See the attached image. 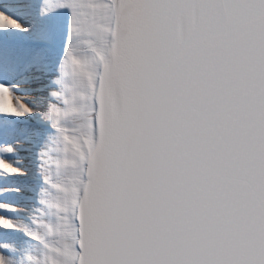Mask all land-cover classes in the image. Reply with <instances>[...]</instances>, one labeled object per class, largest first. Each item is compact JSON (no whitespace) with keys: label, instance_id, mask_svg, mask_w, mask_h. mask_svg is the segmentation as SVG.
Segmentation results:
<instances>
[{"label":"snow or ice","instance_id":"1","mask_svg":"<svg viewBox=\"0 0 264 264\" xmlns=\"http://www.w3.org/2000/svg\"><path fill=\"white\" fill-rule=\"evenodd\" d=\"M0 264H264V0H0Z\"/></svg>","mask_w":264,"mask_h":264}]
</instances>
